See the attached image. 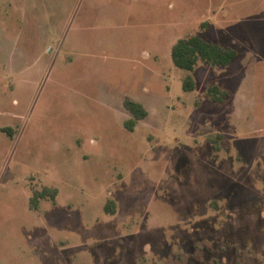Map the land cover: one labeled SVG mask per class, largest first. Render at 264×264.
I'll return each instance as SVG.
<instances>
[{
  "label": "rangeland",
  "instance_id": "obj_1",
  "mask_svg": "<svg viewBox=\"0 0 264 264\" xmlns=\"http://www.w3.org/2000/svg\"><path fill=\"white\" fill-rule=\"evenodd\" d=\"M0 264H264V0H0Z\"/></svg>",
  "mask_w": 264,
  "mask_h": 264
},
{
  "label": "trees",
  "instance_id": "obj_2",
  "mask_svg": "<svg viewBox=\"0 0 264 264\" xmlns=\"http://www.w3.org/2000/svg\"><path fill=\"white\" fill-rule=\"evenodd\" d=\"M238 51L234 47L224 46L218 42L208 40L199 34H190L179 38L172 46V58L176 66L193 71L199 60L212 65H228L237 56ZM184 88L193 90L195 80L192 74H188L184 79ZM208 95L215 101L221 102L227 96V91L222 89L218 84H211L208 87ZM125 107L132 113V117L125 121L127 128L133 130L136 123L148 115V110L139 101L126 96L124 98ZM3 130L12 134L10 127L5 126ZM58 189L56 187L45 186L41 190H36L31 198V206L39 207L40 198L49 197L56 200ZM113 203L110 201L105 205L107 212L115 210Z\"/></svg>",
  "mask_w": 264,
  "mask_h": 264
},
{
  "label": "crops",
  "instance_id": "obj_3",
  "mask_svg": "<svg viewBox=\"0 0 264 264\" xmlns=\"http://www.w3.org/2000/svg\"><path fill=\"white\" fill-rule=\"evenodd\" d=\"M143 104V103H142Z\"/></svg>",
  "mask_w": 264,
  "mask_h": 264
}]
</instances>
